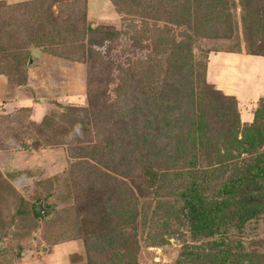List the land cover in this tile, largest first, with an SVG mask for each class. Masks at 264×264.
<instances>
[{"label": "rangeland", "instance_id": "obj_1", "mask_svg": "<svg viewBox=\"0 0 264 264\" xmlns=\"http://www.w3.org/2000/svg\"><path fill=\"white\" fill-rule=\"evenodd\" d=\"M20 1L25 0H6L7 4ZM143 1L86 0V22L90 23L94 31L80 38L81 46L77 51L79 54L73 58L55 57L41 51L39 47L27 45L24 50L28 56L24 59L26 66L21 75L15 72V57L8 66L3 58L0 60V175L7 177L15 169L32 168L33 176H22L18 181H11V184L17 195L27 202H31L35 196H41L36 204L43 201V213L51 214L66 205L59 198L65 194L67 148L73 143H80V138L86 136L85 130H88L90 138H94L96 128L90 122L86 128L79 130L81 134L76 136L70 133L69 145L60 137L51 138V134L44 131L38 123L45 113L61 110L60 106H87L86 62L94 52L111 61L113 72L123 64L142 68L139 65L144 63L145 75L150 71L145 65L148 58L152 55L163 56L160 58V66L162 71L168 69L171 72L173 81L167 91L191 105L197 99L200 104L205 100L201 94L196 95L197 99L192 96V81L180 63L186 54L200 58L201 52L206 51L209 62L207 80L214 89L218 88L221 92L219 94L213 91L214 93L206 95L209 98L206 102L211 100V106H206L204 110L213 108L210 110L212 113L214 109L226 112L236 103L239 116L229 120L234 122L239 137L242 128L252 122L257 105L264 103V55L246 52L249 47L242 33L238 4L235 10H229L228 16H223L209 27V36H199L197 45L183 37L185 35L174 36L176 42L169 41L170 36L175 35L186 21L184 8H159L150 13L138 7ZM169 2L176 3L177 0ZM263 4L264 2L262 6ZM119 6L130 10L131 14L118 11ZM52 10L56 13L58 6H52ZM131 18L151 23L152 26L145 29L151 30L155 36L158 31L166 35L157 36L156 40L147 35L144 38L134 37V24L130 26ZM257 18L264 22L262 7L257 9ZM237 22L238 29L235 28ZM173 52H177L173 59L169 61L164 58ZM29 58L32 59L31 64H28ZM5 73L20 79V83L8 82ZM144 78L143 75L142 78L130 79L127 86L128 98L119 103L120 111L111 113L109 125L113 128V134L108 138L111 144L117 141L121 145L118 139H124L125 146L129 148L130 142L125 136L122 137V133L132 137V125L142 126L146 120H155L146 99L145 90L150 86ZM157 109L160 114L166 109L170 110L168 107ZM223 125L216 119L209 124V134L207 133L205 139L211 145L203 150L198 162L199 169L209 175L208 179L197 181L198 188L211 199L218 198L220 187L232 177L240 176L244 165L249 162L248 155L233 148L226 149L229 155L223 158L217 156V152L223 154L225 151L217 139V135L224 131ZM154 134L151 143L147 145V152L163 153L169 148L171 138L168 132L158 127ZM262 150L264 152V147ZM145 164L148 165L147 170L144 169ZM38 165L44 169H38ZM167 167L162 162L152 163L146 158L142 164L131 168L129 166L126 172L120 174L104 168L118 179L124 180L138 200L137 214L128 229H120L116 216L108 215L110 225L122 232L120 238L125 241L121 245H115L114 250L94 240L86 245L80 238H67L54 245L48 244L43 238V223H40L32 235L23 238L14 216L17 200L9 196L5 199L1 195L0 264H116L130 260V264H176L183 252L190 250L196 253L204 242L196 238L191 225L182 215L179 217L178 213L175 215L173 212L179 199L171 190L182 184L179 176L187 178V175L185 172L177 173L174 183L166 173L172 172L174 168ZM52 176H56V180ZM168 184L173 185L171 189L166 187ZM258 188L261 193L264 192V183H259L256 189ZM89 191L81 203L73 205V225L100 226L103 218L107 217L105 200L108 193ZM165 211H169V219L164 222V226L162 221L157 220H163V215L166 217ZM228 237L231 257L237 264H264L261 259L264 255V207L250 215L241 230L232 229ZM17 251L19 256L16 255ZM22 251L24 254H21ZM122 254L124 260L121 259Z\"/></svg>", "mask_w": 264, "mask_h": 264}, {"label": "trees", "instance_id": "obj_2", "mask_svg": "<svg viewBox=\"0 0 264 264\" xmlns=\"http://www.w3.org/2000/svg\"><path fill=\"white\" fill-rule=\"evenodd\" d=\"M263 2L262 0H177L176 3H172L169 0H144L138 7L150 13H154V10L159 8L172 7L174 10L177 7L184 8L187 14L186 21L175 35L170 36L169 41L176 42V37L185 35L183 37L198 45L199 36H209V27L223 16H228L229 10H235L238 4L242 33L249 47L246 52L264 55V22L257 18V9L262 7L264 11ZM55 4L58 6L56 13L52 10ZM86 9V0H25L12 4L0 0V60L3 58L8 66L11 59L16 58L13 66L15 72L21 75L26 66L24 59L28 53L24 49L27 45L39 47L41 51L55 57L73 58L74 55L79 54L77 51L81 46L80 38L94 31L90 23L86 22ZM118 11L131 14L130 10L121 6L118 7ZM136 19L131 18L130 25L134 24L132 31L134 37L144 38L147 35L156 40L157 36L166 35L158 31L155 36L151 30L145 29L147 26L151 27V23ZM235 28L238 29V22ZM177 50L178 48L175 49ZM176 54L177 52H173L164 58L170 61ZM162 57L152 55L148 58L146 61L148 63L145 65L150 71L145 75L144 63L139 65L142 68L134 67L133 64H123L113 72L111 61L94 52L86 62L87 106H60L61 110H52L41 117L39 126L51 134V138L60 137L69 145L70 133L76 136L81 134L79 130L86 128L90 122L96 128L95 137L90 138L88 130H85L86 136L82 135L80 143H73L67 148V168L64 170L65 194L59 198L66 205L51 214L43 213V218H40L35 211V204L41 196H35L31 202H27L17 195L11 184V181H18L22 176H33L32 168L15 169L14 172L7 174L8 178L0 175V196L3 195L5 199L9 196L17 200L14 216L21 237H29L39 228L40 223H43L45 229L43 238L48 244L54 245L67 238H80L86 245L94 240L114 250L115 245H121L125 241L120 238L122 232L110 225L108 215L114 214L119 228L126 230L137 214L138 200L124 180L118 179L104 168L120 174L126 172L129 166L131 168L142 164L147 158L149 162H162L168 166L167 168H174L172 172H166L167 177L171 176L172 182L179 172H185L187 175V178L179 176L178 179L182 184L176 186L177 189L171 190L179 199L173 212L175 215L178 213L179 217L182 215L188 221L196 238L204 244L196 253L190 250L183 252L176 260V264H237V261L231 257L228 236L232 229L241 230L244 221L264 207V192L261 193L260 188L256 189L259 183H264L262 150L264 103L260 102L257 105L252 122L242 128L239 137L234 122L229 120L239 116L236 103L229 106L230 110L226 112L214 109L212 113L210 110L213 108L204 110L206 106H211V100L206 102L209 99L206 95L221 92L218 88L214 89L207 80L209 65L207 52L202 51L200 58L186 54L180 63L187 77L192 81V96L196 98V95L201 94L202 99L205 100L201 104L197 98V101H193L190 105L181 98L169 94L167 89L173 83L172 74L168 69L162 71L160 66ZM143 75L150 86L145 90L146 99L155 120H146L142 126L132 125L134 131L130 132L133 134L132 137L122 133V137L125 136L130 142L129 148L125 146L124 139H118L121 145L117 141L111 144L108 142V138L113 134V128L109 125L110 115L120 111L119 103L128 98L127 86L130 79L142 78ZM4 76L10 83H20V79L13 78L11 74L5 73ZM159 107H168L170 110L166 109L167 111L160 114L157 109ZM215 119L224 124V131L217 135V139L225 151L223 154L217 152V156L223 158L229 155L226 149L233 148L239 153L248 155L249 162L244 165L240 176L232 177L220 187L218 198L211 199L198 188L197 181H204L209 176L199 169L198 162L203 150L211 145L207 143L205 137L207 133L209 134L207 127ZM157 127L168 132L171 143L163 153L151 154L147 152V145L151 143L150 140L152 141ZM38 169L44 168L38 165ZM144 169H148L147 164L144 165ZM52 178L56 180V176ZM163 182L166 180L163 179ZM172 186L168 184L166 187L171 189ZM89 190L108 193L105 200L107 217L103 218V224L100 226L73 225L71 223L74 215L73 205L81 203ZM1 199L3 200L0 198V201ZM165 214L163 220H157V222L162 221V225L169 219V211H165ZM16 255H20L19 251ZM123 255L121 259L124 260ZM261 259L264 261V255ZM130 263L132 260L116 264Z\"/></svg>", "mask_w": 264, "mask_h": 264}, {"label": "water", "instance_id": "obj_3", "mask_svg": "<svg viewBox=\"0 0 264 264\" xmlns=\"http://www.w3.org/2000/svg\"><path fill=\"white\" fill-rule=\"evenodd\" d=\"M31 60L32 59L29 58L28 64H31L32 62ZM43 210H44L43 201L41 200L38 204H35V211L40 218H43ZM21 254H24V251H22Z\"/></svg>", "mask_w": 264, "mask_h": 264}]
</instances>
